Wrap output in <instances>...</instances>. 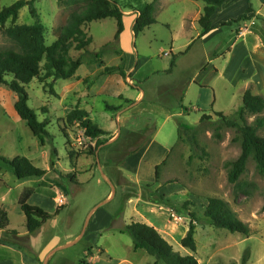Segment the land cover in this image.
Here are the masks:
<instances>
[{"label":"rangeland","instance_id":"1","mask_svg":"<svg viewBox=\"0 0 264 264\" xmlns=\"http://www.w3.org/2000/svg\"><path fill=\"white\" fill-rule=\"evenodd\" d=\"M17 1L0 0V10ZM115 1L125 14L118 40L115 19L95 21L86 26L92 38L88 50H71L73 58L82 60L72 79L45 81L41 76L25 86L29 106L39 121H48L51 137L44 139L45 145L17 115V95L0 85V157H26L47 173L19 180L0 159V208L8 211L11 231L0 230V262L20 264L15 248L38 264H156L146 252L135 251L128 234L120 233L141 222L155 227L181 255H194L199 264H243L246 254L247 264H264V175L251 157L240 180L229 181L242 140L216 115L235 117L249 89L264 96V21L256 17L198 39V5L205 4L160 0L157 23L135 36L137 12L154 0ZM254 4L260 9V0ZM83 5L80 0L36 1L47 46ZM245 5L246 0H234L215 20L237 17ZM16 23L35 24L28 7ZM10 26L8 22L6 28ZM13 47L0 26V51ZM122 58L131 71L127 81L102 65L120 66ZM76 109L88 112L106 134L92 139L78 122L70 123L68 116ZM255 118L250 116L249 123ZM28 190L37 196L31 205L52 213L65 207L33 234L19 205ZM41 197L43 206L35 204ZM211 197L227 202L248 224V237L212 225L205 216ZM101 209L111 213L112 223L105 228L100 222L92 231L91 222ZM192 223L196 252L181 246Z\"/></svg>","mask_w":264,"mask_h":264},{"label":"trees","instance_id":"2","mask_svg":"<svg viewBox=\"0 0 264 264\" xmlns=\"http://www.w3.org/2000/svg\"><path fill=\"white\" fill-rule=\"evenodd\" d=\"M37 0H19L9 7L0 10V26L4 35L13 43L14 47L0 51V85L9 88L18 97L15 104V111L20 119L28 125L33 135L38 138L43 145L44 139L50 138L48 121H39L36 112L29 106V95L25 89L35 78L54 81L70 80L82 66L81 58H73L71 50L87 51L92 44V38L86 32V26L106 19H115L118 30L115 40H118L125 30V14L119 3L115 0H80L84 5L75 10L68 17L66 25L63 27L58 39L51 46L46 44V27L41 21V15L36 8ZM62 2L63 0H56ZM160 0L146 4L139 10L134 24V34L138 36L146 28L157 23L155 13L156 5ZM205 3V8L200 16L199 25L201 32L198 39H202L211 32L222 28H231L236 24L249 23L252 19L264 21V18L256 16L252 0H246L247 8L237 17L215 23L217 11L223 8L230 0H196ZM77 3L78 0H73ZM28 7L30 14L35 19V24L20 25L16 22L19 19L23 8ZM11 22V26L6 28V24ZM99 58V54L96 55ZM122 65L106 67L105 71L111 75H119L127 81L126 58L121 59ZM175 62L172 63V68ZM264 96L254 94L250 89L244 93L242 106L236 112L235 117H229L223 113L216 115L228 126L235 128L242 140V153L239 159L233 163V168L229 173V181L236 184L246 171L248 160L253 157L260 172L264 175ZM255 116L253 123H249L248 118ZM206 117H202L204 121ZM68 121L78 122L85 130L86 136L97 139L106 132L97 127L90 119L88 112L76 109L68 116ZM0 159L7 164L19 180L29 178H43L46 171L36 167L30 159L26 157L7 158L1 156ZM162 165L156 167V180H159ZM33 191H26L20 198L19 205L26 218V229L33 234L44 227L53 218L59 216L65 207L61 206L54 213L50 210L29 204ZM264 212V206L262 208ZM206 218L210 219L212 225L228 230L231 233H239L248 237L250 227L240 220L229 204L222 199L211 197L207 199L205 210ZM194 217V215H193ZM195 219V218H194ZM10 220L8 211L0 208V230L9 231ZM14 234L17 232L12 231ZM122 235L128 234L134 244L135 251H144L156 260V264H199L194 255H181L175 251L174 247L161 235L153 226L146 223L133 222L120 231ZM196 227L193 223L186 236L181 241L183 248L192 252L197 251V241L195 239ZM250 255L246 254L243 264H247Z\"/></svg>","mask_w":264,"mask_h":264},{"label":"crops","instance_id":"3","mask_svg":"<svg viewBox=\"0 0 264 264\" xmlns=\"http://www.w3.org/2000/svg\"><path fill=\"white\" fill-rule=\"evenodd\" d=\"M234 0H230L223 8H221V9H219L218 11H217V13H216V15H215V17L217 16V14H218V12H220L222 9H224V8H226V7H228V5L230 4V3H232ZM205 4V3H204ZM252 4H253V8L255 7V4H254V0H252ZM199 6V8H200V10H199V12H198V15H199V19H200V16L202 15V13H203V11H204V8H205V6L204 7H201L200 5H198ZM244 8L246 9L247 8V3H246V5L244 6ZM264 8V0H260V9H255L254 8V10H255V12H256V16H260V17H262V18H264V15H263V11H262V9ZM137 16L138 15H136V17H135V21H136V18H137ZM214 17V18H215ZM224 21V20H223ZM215 23H218L216 20H215ZM135 24V23H134ZM214 31H216V30H214ZM211 33H213V32H211ZM211 33L209 34V35H207V36H210L211 35ZM199 35V34H198ZM207 36H205L203 39H205ZM126 58H128V57H126ZM127 67V66H126ZM126 71H127V73L128 74H130V70H127V68H126ZM167 152V149H165L164 150V153L163 154H165ZM35 197H37V196H34V197H32V198H30V200H29V204H31L32 202H33V199H35ZM42 199L41 200H39L40 202H36L35 204H37V205H41V206H43V205H45L44 203H45V200L43 199V197H41ZM112 220H113V217H112V215H111V213L110 212H108V211H106V210H104V209H101V210H99V212L97 213V216L93 219V221L91 222V227H92V231L93 230H95V229H98L97 228V226H99V224H100V222H104V224H105V228H109V226L111 225V223H112ZM94 228V229H93ZM104 228V229H105ZM100 230H97V232L96 233H98ZM13 251H14V253H15V255H16V257H17V259H18V261H20L22 264H38L37 263V261H36V258L33 256V257H31L29 254H27V253H25L24 251H22V250H20V249H15V248H13ZM13 264L12 262H9V261H1L0 262V264ZM20 263V264H21ZM132 263V262H131ZM130 263V264H131Z\"/></svg>","mask_w":264,"mask_h":264},{"label":"water","instance_id":"4","mask_svg":"<svg viewBox=\"0 0 264 264\" xmlns=\"http://www.w3.org/2000/svg\"><path fill=\"white\" fill-rule=\"evenodd\" d=\"M97 208H98V207H96V209H97ZM96 209H95V210H96ZM88 224H89V223H88V221H87V224H86V227H85V229H84V231H83V234H84V232L86 231ZM83 234H82L81 236H83ZM47 263H48V262L46 261L44 264H47Z\"/></svg>","mask_w":264,"mask_h":264}]
</instances>
